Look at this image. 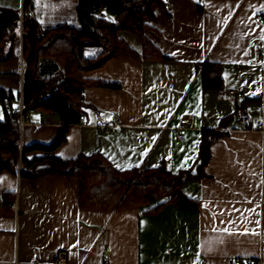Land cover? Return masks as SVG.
<instances>
[{
	"label": "crops",
	"instance_id": "0c3cea01",
	"mask_svg": "<svg viewBox=\"0 0 264 264\" xmlns=\"http://www.w3.org/2000/svg\"><path fill=\"white\" fill-rule=\"evenodd\" d=\"M25 1L26 13L34 12L44 28L78 25V0ZM21 4L0 0V7L18 11ZM152 10L145 35L168 59H112L86 71L93 81L119 86L86 87V116L70 126L53 154L73 159L98 151L119 169L162 164L176 173L196 169L203 130L220 128L222 119L233 115L221 128L226 134L211 144L203 176L182 186L198 200L199 210L167 203L157 213L149 211L167 198L125 209H91L79 205L78 177L45 175L32 181L4 171L0 260L55 264L58 251L66 250L70 264H234L238 258L264 264V0H166ZM119 35L142 54L138 36L126 30ZM257 45L262 54L255 53ZM205 61L220 63L225 95L204 89L197 64ZM22 70L19 38L14 55L0 60V89L18 93L16 108ZM258 97L237 112L246 98ZM115 112L121 127L104 134L100 126ZM4 116L0 100V119ZM29 116L20 130L21 147L56 139L63 126L58 115L34 110ZM184 118L189 123L182 124ZM46 154L34 150L27 157ZM51 163L47 158L36 166Z\"/></svg>",
	"mask_w": 264,
	"mask_h": 264
},
{
	"label": "trees",
	"instance_id": "16d2710c",
	"mask_svg": "<svg viewBox=\"0 0 264 264\" xmlns=\"http://www.w3.org/2000/svg\"><path fill=\"white\" fill-rule=\"evenodd\" d=\"M165 2L78 0L79 25L62 23L46 28L26 13L22 37L24 106L26 110L58 115L63 126L50 144L34 142L21 147L19 114L14 106L18 93L0 89V100L5 108V116L0 119V173H20L32 181L45 175L78 177L79 205L91 209H125L167 198L149 211L157 213L167 203H175L182 210H199L198 200L188 197L182 186L203 176V168L211 156V144L226 134L221 128L233 115L223 118L220 128L203 130L196 169L176 173L168 170L164 164L156 168L119 169L98 151L81 153L73 159H63L53 154L66 141L70 126L80 123L86 116V87L95 84L119 86L93 81L85 76L86 71L112 59H168L145 35V19L154 14L152 6ZM28 4L26 1V6ZM0 10V60H8L14 55L16 41L20 38V16L19 11L13 8L0 7ZM121 30L139 37L143 44L141 55L119 35ZM41 32L43 36H40ZM197 68L202 73L204 89H215L221 95L226 94L220 63L205 61L198 63ZM259 99L246 98L238 105L237 112H244L251 101ZM8 104H11L9 108ZM34 150L48 154L27 157ZM47 158L52 161L51 164L36 166Z\"/></svg>",
	"mask_w": 264,
	"mask_h": 264
},
{
	"label": "built area",
	"instance_id": "2783aa9c",
	"mask_svg": "<svg viewBox=\"0 0 264 264\" xmlns=\"http://www.w3.org/2000/svg\"><path fill=\"white\" fill-rule=\"evenodd\" d=\"M32 18H36L34 12L29 13ZM26 15V1L22 0L21 8L19 10V16H20V38L22 40L23 37V23H24V16ZM40 36H43V33H40ZM255 53L262 54L263 47L260 45L255 46L254 48ZM23 83H24V71L22 70V82H21V88H20V99L18 107L16 108L18 111V122H19V129L22 130L23 127L30 123V114L34 112V109H28L26 110L24 106V100H23ZM189 118L182 119V124L189 123ZM121 127V117L119 112H115L112 120L109 124H104L100 126V130L104 134H114L116 133L119 128ZM178 136L182 137V134L180 131H178ZM16 206V204L14 205ZM106 257H109L107 254ZM0 264H20L17 259L14 260H0ZM55 264H70L68 259V252L66 250H59L56 258H55ZM234 264H244V261L240 258L236 259L234 261Z\"/></svg>",
	"mask_w": 264,
	"mask_h": 264
},
{
	"label": "rangeland",
	"instance_id": "374dc122",
	"mask_svg": "<svg viewBox=\"0 0 264 264\" xmlns=\"http://www.w3.org/2000/svg\"><path fill=\"white\" fill-rule=\"evenodd\" d=\"M70 21H74V18H70ZM73 24V22H71ZM78 25L80 24L79 20L77 21Z\"/></svg>",
	"mask_w": 264,
	"mask_h": 264
},
{
	"label": "snow or ice",
	"instance_id": "6c2138e0",
	"mask_svg": "<svg viewBox=\"0 0 264 264\" xmlns=\"http://www.w3.org/2000/svg\"><path fill=\"white\" fill-rule=\"evenodd\" d=\"M261 39H264V37H261ZM225 231H227V229H225Z\"/></svg>",
	"mask_w": 264,
	"mask_h": 264
}]
</instances>
